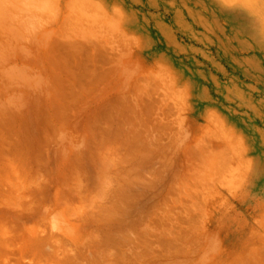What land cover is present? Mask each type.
I'll list each match as a JSON object with an SVG mask.
<instances>
[{"label":"rangeland","instance_id":"374dc122","mask_svg":"<svg viewBox=\"0 0 264 264\" xmlns=\"http://www.w3.org/2000/svg\"><path fill=\"white\" fill-rule=\"evenodd\" d=\"M237 1L60 0L87 60L57 79L91 90L0 104V264H264V0ZM22 7L6 51H44Z\"/></svg>","mask_w":264,"mask_h":264},{"label":"crops","instance_id":"0c3cea01","mask_svg":"<svg viewBox=\"0 0 264 264\" xmlns=\"http://www.w3.org/2000/svg\"><path fill=\"white\" fill-rule=\"evenodd\" d=\"M70 1V0H68ZM21 10L12 13H24L21 24L17 25L20 37L35 35V26L38 22H51L42 40L36 38L35 44L42 45L44 51L40 52H13L6 51L12 44L11 36L8 35L9 15L5 16V36L0 38V78L12 83L0 84V104H67L61 102L62 92L90 91L89 86L60 84L57 78H69L75 76L79 69L85 67L81 61L85 57L78 58L75 52L70 51L66 38L61 42L54 33L59 32L64 18L68 20L69 12L62 11L60 0H22ZM40 2V6L36 7ZM7 5L4 10L8 13ZM3 13V11L1 12ZM63 30L65 28H62ZM48 34L52 35L47 37ZM3 50L1 51L2 48ZM96 61L97 58H88ZM2 81V80H0Z\"/></svg>","mask_w":264,"mask_h":264},{"label":"bare ground","instance_id":"6f19581e","mask_svg":"<svg viewBox=\"0 0 264 264\" xmlns=\"http://www.w3.org/2000/svg\"><path fill=\"white\" fill-rule=\"evenodd\" d=\"M236 1H237V0H236ZM240 1H241V0H239V2H240ZM237 2H238V1H237ZM245 2H247V5H248V3H250V1H248V0H247V1L245 0ZM245 2L243 1L244 4H245ZM251 2H252V1H251ZM241 4H242V3H241ZM254 4H255V3H254ZM242 5H243V4H242ZM251 5H252V3H251ZM256 5H257V4H256ZM254 6H255V5H253L252 10L254 9ZM244 7H248V6H244ZM254 10H255V9H254ZM261 20H262V19H261ZM259 22L261 23L262 21L259 20ZM261 25H262V24H261ZM257 27H258V26H257ZM261 27H262V26H261Z\"/></svg>","mask_w":264,"mask_h":264}]
</instances>
